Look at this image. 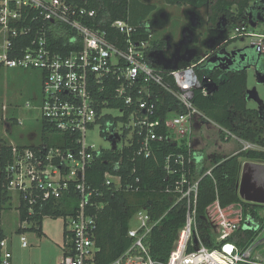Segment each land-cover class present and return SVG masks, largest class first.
I'll use <instances>...</instances> for the list:
<instances>
[{"label":"built area","instance_id":"2783aa9c","mask_svg":"<svg viewBox=\"0 0 264 264\" xmlns=\"http://www.w3.org/2000/svg\"><path fill=\"white\" fill-rule=\"evenodd\" d=\"M97 19L96 10L68 0H0V70L41 73V100L35 107L27 104V109L40 112L38 121L43 122L47 133L63 135L48 145L43 140L34 146L11 145L4 176L18 207L23 204L32 216L49 202L74 205L73 215L61 217L66 238L62 264H97L100 248L95 230L104 204L96 201L103 193L87 181L89 170L106 152L123 153L134 148L133 161L136 157L150 159L155 144L168 142L182 151H172L164 158L169 181L166 192L175 204L185 205L186 220L164 264H264V205L255 216L244 217L241 205L222 208L215 202L207 209V220L216 233L218 247L208 249L199 233L197 206L202 176L198 172L212 176L215 167L205 168L204 155L194 152L191 144L196 127L211 122L194 104L196 92L205 97L214 93L207 85L216 82L199 75L208 55L178 70H164L149 59L150 53L159 50L153 49L155 37L145 25L117 20L111 28L123 40L113 36V41L108 31L95 26ZM141 30L148 32L147 39L137 38ZM234 30L236 38L253 39L255 54L264 55V33L249 31L245 24ZM55 35L65 38L59 49L50 42ZM157 90L168 93L178 109L171 108L158 117ZM105 93L109 97L103 98ZM112 102L123 103V109L110 107ZM107 109L121 110L123 115L114 118L105 112ZM118 119L124 124L128 142L121 149L97 150L87 143L90 130L98 127L103 134L113 129ZM230 137L242 143L241 152L259 148L226 132V140ZM199 157L202 160L198 162ZM122 158L114 164L113 172L104 174V186L112 192H138L139 179L130 181L119 174ZM132 220L135 227L128 230L132 246L110 264H163L153 260L148 243L162 218L154 219L141 209ZM241 229L254 233L245 246L230 240ZM21 243L28 247L24 236ZM11 261L8 242L3 239L0 264Z\"/></svg>","mask_w":264,"mask_h":264},{"label":"trees","instance_id":"16d2710c","mask_svg":"<svg viewBox=\"0 0 264 264\" xmlns=\"http://www.w3.org/2000/svg\"><path fill=\"white\" fill-rule=\"evenodd\" d=\"M68 1L75 2L90 10H96L98 19L94 23L95 26L108 31L111 34L110 40L113 41L115 40L113 36L123 40V37L111 28L115 21L126 20L132 25L143 23L134 20V0ZM250 3L251 0H215L212 7L214 14L212 22L216 23L222 18H226L229 27L241 26L247 21ZM233 8L236 10L233 11ZM141 31L137 38L147 39L148 32ZM64 39L55 35L50 37V42L56 49H59ZM199 75L201 77L210 76L218 85L217 91L209 97L203 96L201 92H196L194 104L220 128V139L227 141L225 139L226 132H229L237 138L263 149L240 152L230 157L215 154L212 156V162L215 165L212 176H203L201 171L198 172L202 176L197 206L199 233L204 245L213 250L218 246L215 244L214 236L216 233L207 220L209 206L215 202H219L222 208L241 205L244 217L255 216L257 209L261 207L243 201L239 196L237 185L241 176V160L264 163V121L259 111L248 108V74L245 68L225 70L209 67L200 70ZM157 91L160 95L158 117H163L169 109L176 108V102L168 93L162 90ZM107 97H109V93L103 95V98ZM110 107L123 109L124 106L121 102H112ZM41 126V140L47 145L59 141L63 136L55 132H48L52 134L51 140L46 136L47 128L43 122H41ZM11 150V145L0 143V213L7 210L12 205L13 200L11 193L7 190L4 176V170L11 158ZM134 151L136 149L132 148L131 151H124L123 153H104L97 157L87 175L88 183L98 189V193H103V197L96 198V201L104 204L98 212L95 230V241L100 248V252L95 258L97 264H110L131 248L132 240L128 237L130 222L141 209H146L154 219L162 218L161 222L153 229L148 242L151 256L158 263L164 264L169 260L179 232L185 225V205L181 202L175 204L174 198L167 194L166 189L169 181L164 170L165 156L172 151L179 152L182 150L168 142H162L155 144L153 158L136 157L133 161ZM121 158L119 174L128 177L130 181L139 179L138 192H112L104 186V174L108 171L113 172L114 164L119 162ZM17 210L21 224L27 222L30 225L29 230L37 232L41 237L44 218L58 219L62 216L73 215L75 207L72 204L67 205L61 201H56L47 203L42 209H36L32 216H28L27 208L23 204ZM24 232L25 229L19 230V233ZM253 236L252 231L241 229L230 240H235L240 245L245 246ZM0 239H4L3 234L0 235Z\"/></svg>","mask_w":264,"mask_h":264},{"label":"rangeland","instance_id":"374dc122","mask_svg":"<svg viewBox=\"0 0 264 264\" xmlns=\"http://www.w3.org/2000/svg\"><path fill=\"white\" fill-rule=\"evenodd\" d=\"M150 2L156 5L162 3L161 0H150ZM214 3L215 0H212L201 13L203 16H209L211 21L214 18L212 12ZM260 5L263 6L262 12H259L255 17L254 13ZM234 10L236 9L233 8ZM193 12L191 9L185 10L186 15L183 18V10H176L179 17L176 22L168 23L166 28L164 25V30L158 26L160 33L156 34L155 38L165 39L168 43L167 47L162 50L164 59L171 60L176 55L183 57L187 53H195L197 56L191 62L180 64V66H186L193 63L194 60L195 62L201 60L200 57L208 54V60L201 66L203 70L209 66L229 70L235 65L237 58L242 53L255 54V48L252 45L253 39L248 37L236 38L234 29L230 30L229 39L225 33L214 36V33L209 31L206 22L204 23L202 20L197 22L192 19L191 14ZM255 19L259 23L258 27ZM246 25L249 31L264 33V0H251ZM227 39L230 42L227 41L228 44L226 45L224 40ZM213 41L216 42V49L210 46ZM261 60H264V56L261 57ZM245 68L248 74V108L259 111L264 121V68L260 64L254 65L250 62L246 63ZM41 85L42 77L38 71L7 69L1 71V144L34 146L41 142L42 126L41 122L38 121L40 120V112L27 109V104L35 107L40 102ZM105 112L114 118H121L123 115V112L118 109H107ZM18 121L22 122V125H19ZM123 127L124 124L120 119L115 121L113 129L105 130L103 134L96 127L87 133V143L93 145L97 150L121 149L124 144L128 143ZM51 135L47 133L46 136L51 138ZM191 144L194 152H200L204 155V165L207 169L214 166L213 155L230 157L242 151V143L235 138L230 137L227 141H222L220 128L212 121L196 127ZM257 150L263 149L258 148ZM201 160L202 158L199 157L198 162ZM241 162L242 166L246 162L264 164L250 160H241ZM17 208L18 200L13 195L12 205L0 213V235L3 234V238L8 242L12 256L11 264H62L66 242L64 218H44L43 235L40 237L37 232L29 230L30 225L28 223L21 224ZM21 227L26 229L23 234L19 233ZM130 227H135L134 220L131 221ZM22 236L27 240V248L22 247Z\"/></svg>","mask_w":264,"mask_h":264},{"label":"flooded vegetation","instance_id":"af4514ba","mask_svg":"<svg viewBox=\"0 0 264 264\" xmlns=\"http://www.w3.org/2000/svg\"><path fill=\"white\" fill-rule=\"evenodd\" d=\"M161 1H162L161 5H156L154 3H151L150 0H134L133 3L134 18L136 17L138 20L142 21L143 23L139 25H145V28L149 32L153 33L154 37H156V34L160 33L158 26L161 27V30H164L168 26V23L170 24V22L177 21L179 17L176 14V10H183V18H185L186 15L185 10L187 9H191L194 11L191 14L193 20H196L197 22L198 21L200 22L201 20L204 23L206 22L209 31L214 33V36H217L223 30L229 31V22L226 18H222L220 21L214 23L211 21L209 16H203L201 14L202 11L207 8V6L210 4L212 0H161ZM262 8H263L262 5L258 7L257 11L254 13L255 17L259 12H262ZM243 24L246 25L247 23H243ZM167 45L168 43L166 42L165 39L155 38L152 47L153 49L162 51L164 48L167 47ZM244 54L245 53H242L241 55ZM240 56L237 58L235 65H233L229 70H233L236 68H245L246 63H249L248 61H240ZM254 56L260 61V56H258L257 54H254ZM253 64L259 65L258 62Z\"/></svg>","mask_w":264,"mask_h":264},{"label":"water","instance_id":"95a60500","mask_svg":"<svg viewBox=\"0 0 264 264\" xmlns=\"http://www.w3.org/2000/svg\"><path fill=\"white\" fill-rule=\"evenodd\" d=\"M210 46L211 48H215L216 42H211ZM196 56L197 55L195 53L190 52L183 57L176 55L175 58L171 60H166L164 59L162 51H154L150 53L149 59L155 67L162 68L164 70H178L181 67V63H189ZM240 61H248L252 63L258 62V64H260L259 59H257L254 55H250L248 53L241 55ZM207 87L212 92H216L218 89L217 84H208ZM237 188L239 196L243 201L257 205H264V164H258L253 162H246L245 164H243Z\"/></svg>","mask_w":264,"mask_h":264},{"label":"crops","instance_id":"0c3cea01","mask_svg":"<svg viewBox=\"0 0 264 264\" xmlns=\"http://www.w3.org/2000/svg\"><path fill=\"white\" fill-rule=\"evenodd\" d=\"M134 20L137 21V22L140 21V20H138L136 17L134 18ZM246 23H247V21H246ZM255 23L257 24V27H258V25H259L258 21L255 20ZM235 27H236V26H235ZM235 27H234V26H231V27H229V31H227V30L224 31V30H223L221 33H222V34L225 33L226 35H228V38H229V34H230V32H231L230 30H231V29H234ZM227 40H228V39H227ZM227 40H224V41L226 42ZM159 51H161V50H159ZM207 53H208V52H207ZM207 55H208V54H207ZM207 55H205V56H203V57H200V58H204V57H206ZM262 56H264V55H262ZM262 56H260V60H261V57H262ZM198 57H199V56H198ZM205 62H206V61H205ZM193 63H195V60H194ZM193 63H191V64H193ZM189 65H190V64H189ZM186 66H187V65H186ZM260 66H262V67L264 68V60H263V61L261 60ZM181 67H185V66H181ZM181 67H180V68H181ZM209 67H213V66H209ZM209 67H208V68H209ZM208 68H207V69H208ZM200 70H203V69L201 68ZM21 228H22V227H21ZM42 231H43V230H42ZM64 231H65V230H64ZM22 234H23V233H22ZM2 240H3V239H2Z\"/></svg>","mask_w":264,"mask_h":264}]
</instances>
